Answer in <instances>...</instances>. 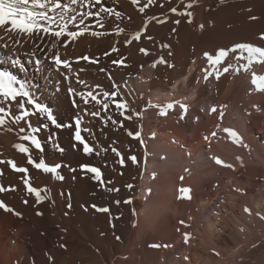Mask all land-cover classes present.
<instances>
[{"label": "bare ground", "instance_id": "obj_1", "mask_svg": "<svg viewBox=\"0 0 264 264\" xmlns=\"http://www.w3.org/2000/svg\"><path fill=\"white\" fill-rule=\"evenodd\" d=\"M101 2L120 12L121 18H108L103 29L94 18H88L90 31L105 35L97 37L89 32L74 41L68 38L64 41L67 47L59 49L61 57L70 60L73 71H79L91 88L99 84L107 90L112 81H126L124 98L142 115L131 122L125 120L121 126L119 120L124 118L111 102L109 110L101 114L104 119L85 114L82 127L89 128L91 134L82 135L94 147L90 156L82 153L79 144L74 150L73 129H56L44 117H29L33 126L42 129L34 134L38 139L49 134L54 137L51 142L42 140L44 151L39 155L50 164L63 165L59 170L62 181L28 165L26 154L13 147L20 142L17 131L25 126L23 122L12 126V132L0 128V160L14 159L18 166L29 167V173L19 174L7 164L0 165V183L15 188L0 193V199L13 209L0 208V264H264V137L260 139L264 133V91L252 83L253 73L264 76V62L254 61L247 71L241 68L236 72V66L247 63L237 59L238 50L216 66L222 71L232 64L233 69L219 79L215 72L204 79V70L212 71L205 52L215 54L219 48L236 43L264 47V0H192L187 9L191 17L179 15L189 0H154L143 13L139 8L147 0H139V4L132 0ZM172 7L177 8L176 13L171 12ZM145 23L148 27L141 39L125 45L124 41L144 29ZM115 24L125 32L117 35ZM70 30L77 29L73 25ZM49 42L46 38L44 43ZM163 44L170 47L163 48ZM112 47L119 51L112 52ZM140 48L149 54L144 55ZM41 49L35 57L43 61L38 68L26 55L35 49L30 44L23 46L27 74L8 62V50L0 49V69L29 80L40 100L52 106L58 121L67 124L78 111L67 92L69 80L63 70L53 67L46 55L48 49L44 45ZM82 56L99 63L77 62ZM160 56L167 63L150 67ZM121 57L128 67L111 63ZM171 82L175 89L168 96L152 95L164 91ZM71 83L77 90H88L76 85L74 78ZM185 92L190 93L183 103L187 112L180 109L177 113L176 103L185 99ZM168 103L175 106L161 115L164 118L158 117ZM92 106L91 101L87 106L80 103L81 109ZM151 115L158 118L155 124ZM108 117L117 122L106 123ZM41 121L49 128L44 129ZM228 128L238 134L243 130L244 136L239 134L242 142L237 143L225 131ZM128 130L141 131L144 144L128 137ZM53 145H57L55 150ZM59 147L65 151L61 153ZM118 152L125 157L136 155L139 163L126 160L120 165ZM37 155L38 150H34V158ZM214 157L233 167L217 164ZM81 163L100 167L102 182L70 170ZM25 177L33 186L48 189L47 193L42 191L47 197L43 202L37 203L35 195L27 192ZM182 187L191 189V199L181 198ZM128 199L131 204L124 203ZM93 204L109 211L99 212ZM185 233L190 234L187 242ZM153 244L161 247H151Z\"/></svg>", "mask_w": 264, "mask_h": 264}, {"label": "snow or ice", "instance_id": "obj_2", "mask_svg": "<svg viewBox=\"0 0 264 264\" xmlns=\"http://www.w3.org/2000/svg\"><path fill=\"white\" fill-rule=\"evenodd\" d=\"M132 3L139 4V0H132ZM152 3H154V0H147V4L140 7L139 11L143 13L145 8ZM191 7L192 0H189L185 5V11L180 12L179 15L191 17L192 13L187 11V9H190ZM170 10L173 13L177 12L176 7H172ZM121 15L120 12L115 11L112 7L105 6L101 0H0V31L3 32V35H0V49L8 50L11 53L7 56L8 62L15 66L20 72L27 74L28 68L21 56L23 46L30 44L31 48L35 49L28 51L26 55L30 58L29 62L34 63L39 68V66L43 64V61L35 57H37L38 51L43 50L41 49V45H44V48L48 49L46 55L47 58L52 61L53 67L57 70H63L65 73V79L69 80L67 92L73 97L71 100L73 107L78 110L74 115V119L67 124L58 121V117L54 114L52 106L40 100L36 91L33 90L29 80L20 79L13 72L0 69V128L12 132L14 130L12 126H20L23 122L25 126L18 127L17 131V137L20 142L15 143L13 147L17 149L19 153L26 154L27 164L34 166L36 170H42L45 174H55V178L61 181L64 179V176L61 175L59 171L63 167L61 163L50 164L46 162L45 158L39 155V153L44 151L42 140L51 142L54 137L49 134L38 139L34 134L40 132L42 129L33 126V123L28 119L29 117H44L46 120L50 121V125L55 126L56 129H73L74 150H76V146L79 144L82 148V153L89 156L94 154V147L86 137L82 135V132H89V134H91L89 128L82 127L85 114L92 118L100 117L101 119H104L101 114L102 112L109 110V102H111V105L114 106L119 115L124 118L123 120H119L121 126H123L125 120L131 122L134 118L141 117L142 113L136 111L135 108L130 105L129 101L124 98L122 89L127 87L126 81L123 83L112 81L110 88L107 90L99 84L95 85L94 88H91L86 81L81 78L79 71H73V65L70 60L62 58L59 51L62 45L67 47V44L64 43V41H67L68 38H71L74 41L89 32L91 35L97 37L105 35V32L103 31H90L91 25L86 23L88 18H94L95 24L103 29L108 18L114 17L118 20L121 18ZM152 19H155V17ZM250 19L256 20L257 17L251 16ZM157 23H163V21H157ZM175 23L179 24L180 20H176ZM189 23H191V20H189ZM73 25L77 30H70V26ZM114 27L117 35L125 32V28L120 27L118 24H115ZM147 27L148 25L145 23L144 29L132 33L131 38L124 41L125 45H130L133 41H139L142 32L147 29ZM200 27L203 28L204 25L201 24ZM173 31H175V29H173ZM5 37H7V40H5ZM46 38L50 41L47 44L44 43ZM148 39L151 40L152 37L148 36ZM261 39H264V33L261 34ZM37 41H39V43H37ZM16 45H21V47L17 48ZM161 47L167 48L170 46L163 44ZM238 50L240 55L237 59L242 58L246 60L247 63L236 66L234 69L236 72H239L241 68L247 71L254 61L264 62V47H259L252 43H236L231 48L221 47L215 54H210L209 52L204 53V56L207 57V61L212 68V71H208L207 69L204 70L206 72L204 79L207 80L213 72H215L216 79H219L223 73H227L230 69H233L234 66L232 64H228V66L224 67L222 71H219L216 66L221 64L225 58L228 57L229 53H236ZM111 51L118 52L119 49L117 47H112ZM140 52L144 55L149 54L148 50L145 48H140ZM105 55H109V53L105 52ZM0 59H3L2 54H0ZM79 60L89 61L90 63H99L98 59H93L89 56L78 57L77 62ZM111 63L116 66L128 67L125 63V58L123 57L113 59ZM166 63L167 61L164 57L160 56L153 61L150 67L155 68L158 64ZM143 67L144 66L141 65V68ZM101 71L103 72L106 70L102 68ZM108 77L112 80L111 73H108ZM73 78L76 85H83L84 88L88 90H77V87H74L71 83ZM252 83L256 85L257 90L264 91V76H257L253 73ZM56 88L59 89L60 84H57ZM57 94L59 93L57 92ZM90 101L93 102L91 108H80V103L87 106ZM174 106L173 103H168L166 106L162 107L161 115H166L167 109H172ZM149 107L160 106L149 104ZM180 107L185 113L187 112V105L181 104ZM212 111H216L215 107ZM129 112L131 114H128ZM222 115L223 113L221 112V116ZM105 122L115 124L117 121L112 117H108ZM41 124L44 129H47L50 126L47 123H43V121H41ZM225 131L229 132L237 143L242 142V137H240L235 130L228 128L225 129ZM127 136L137 139L140 144H144L141 131L139 130H128ZM27 142L34 145V149H30ZM52 147L53 150H55L57 145H53ZM34 150H38V155L35 158L33 156ZM59 151L63 153L65 149L59 147ZM113 151L116 150L113 149ZM117 155L119 157L120 165H124L126 160L132 163H139L136 155L129 154L125 157L119 152ZM214 159L217 164H224V166L229 168L233 167L231 164H225V162L218 157H214ZM146 162L147 157L144 158V163ZM3 164L9 165L16 173H29V167L18 166L14 159H8L6 161L0 160V165ZM70 170L72 172L80 171L83 175L90 174L92 179L102 182V170L98 166H93L89 163H81L78 168H72ZM2 173L3 169L0 168V174ZM23 185L26 187L28 193L35 195L37 203L43 202L47 198L46 195H42V191L47 193L48 189L46 187L39 189L33 186V183L30 182V179L27 177L23 179ZM127 187L131 188L132 185L129 184ZM110 190L118 191V189ZM8 191H15V188L11 185L5 187L0 183V193ZM149 191L151 190L149 189ZM179 191L181 193V198L191 199L190 188L182 187ZM24 203L27 204L28 201L24 200ZM117 203H120V201H117ZM124 203L131 204L132 200H125ZM68 207L70 208L71 204H68ZM0 208H3L6 211H13V209L2 199H0ZM92 208L104 213L109 211L108 208L97 207L95 204L92 205ZM133 211L135 210L133 209ZM245 211L249 212L250 209L245 208ZM15 214L17 216L21 215L20 212H16ZM180 223L183 224L184 221H181ZM189 235L190 234L188 233L184 234L186 242L189 239ZM116 239L119 240L120 237L117 236ZM151 247L159 248L161 245L153 244ZM164 247H168V245H164Z\"/></svg>", "mask_w": 264, "mask_h": 264}, {"label": "rangeland", "instance_id": "obj_3", "mask_svg": "<svg viewBox=\"0 0 264 264\" xmlns=\"http://www.w3.org/2000/svg\"><path fill=\"white\" fill-rule=\"evenodd\" d=\"M191 66V65H190ZM189 66V67H190ZM175 89V83L174 82H171L166 88H165V90L164 91H162V92H160V93H158V92H152V95L155 93H157L158 95H160V96H162V97H164V96H168L169 95V93H171L173 90ZM189 96H190V93H188V92H185V94H184V97H185V99H183V100H180V102L179 103H176V107H177V109H178V112L177 113H179V111H180V109H182L181 107H180V105L181 104H183L184 103V101H186L188 98H189ZM163 103V102H162ZM150 112H152V111H150ZM239 114V112L238 111H236L235 112V114ZM148 115H147V112H144L143 113V117H147ZM154 115H151V118L154 120L153 122H154V124L157 122V119L155 118V117H153ZM161 117V118H164L163 116H161V114H159L158 115V117ZM239 134L240 135H242V136H244V131L243 130H239ZM186 135H187V133H186ZM150 137H151V134H149V139H150ZM264 137V133H262L261 134V137H260V139H262ZM224 146V145H223ZM225 147V146H224ZM221 149H222V151L223 152H228L225 148H223V147H221ZM211 157L210 158H212L213 156L212 155H210ZM216 202H218V199L216 200Z\"/></svg>", "mask_w": 264, "mask_h": 264}]
</instances>
